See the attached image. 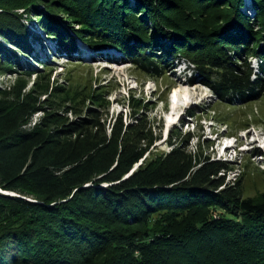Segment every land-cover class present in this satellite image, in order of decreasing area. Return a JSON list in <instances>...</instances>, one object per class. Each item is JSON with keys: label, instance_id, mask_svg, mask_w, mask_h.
Returning a JSON list of instances; mask_svg holds the SVG:
<instances>
[{"label": "trees", "instance_id": "trees-1", "mask_svg": "<svg viewBox=\"0 0 264 264\" xmlns=\"http://www.w3.org/2000/svg\"><path fill=\"white\" fill-rule=\"evenodd\" d=\"M250 6L252 17L245 0H0V38L30 52L22 12L60 54L80 39L153 79L183 62L220 101L245 104L264 96V0ZM4 51L12 71L19 58ZM39 98L0 88V190L19 196L0 193V264H264V194L226 183L228 161L179 145L149 159L161 137L147 117L108 132L98 108L69 121Z\"/></svg>", "mask_w": 264, "mask_h": 264}, {"label": "rangeland", "instance_id": "rangeland-1", "mask_svg": "<svg viewBox=\"0 0 264 264\" xmlns=\"http://www.w3.org/2000/svg\"><path fill=\"white\" fill-rule=\"evenodd\" d=\"M251 1L245 0L248 17L253 15ZM40 9L44 11L43 6ZM20 14L32 34L28 39L31 50L27 54L16 51L0 38V66L5 63L3 49L19 58L11 62L12 71L0 68V88L26 85V92L36 91L48 109L46 115L55 111L69 121L98 108L105 115L108 132L121 116L125 125L145 116L161 137L149 159L168 153L172 145L186 146L193 155L200 152L204 158L228 161L231 170L225 175L226 183L240 184L243 198L264 194V96L245 104L220 101L183 62L164 77L153 79L134 68L123 54L112 49L94 51L80 39H76L78 54H60L57 42L46 36L38 18ZM38 34L42 43L34 41ZM249 62L257 69V61ZM93 99L101 100L99 107ZM44 115L37 114L34 123Z\"/></svg>", "mask_w": 264, "mask_h": 264}, {"label": "bare ground", "instance_id": "bare-ground-1", "mask_svg": "<svg viewBox=\"0 0 264 264\" xmlns=\"http://www.w3.org/2000/svg\"><path fill=\"white\" fill-rule=\"evenodd\" d=\"M172 109H173V111L176 110V105H175V103H173V108H172ZM1 192H2V191H1ZM3 193H4V194H9V195H14V194H12V193H5V192H3Z\"/></svg>", "mask_w": 264, "mask_h": 264}, {"label": "water", "instance_id": "water-1", "mask_svg": "<svg viewBox=\"0 0 264 264\" xmlns=\"http://www.w3.org/2000/svg\"><path fill=\"white\" fill-rule=\"evenodd\" d=\"M0 193H1V194H4L3 192H1V190H0ZM4 195H9V194H4ZM9 196H12V197H19V196H16V195H9Z\"/></svg>", "mask_w": 264, "mask_h": 264}, {"label": "clouds", "instance_id": "clouds-1", "mask_svg": "<svg viewBox=\"0 0 264 264\" xmlns=\"http://www.w3.org/2000/svg\"><path fill=\"white\" fill-rule=\"evenodd\" d=\"M183 64H186V63H183ZM186 65L188 66V64H186ZM189 67H191V66H189ZM192 69H193V68H192ZM192 72H195V71L192 70Z\"/></svg>", "mask_w": 264, "mask_h": 264}]
</instances>
